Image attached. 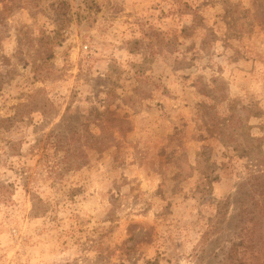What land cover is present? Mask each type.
<instances>
[{"label":"rangeland","instance_id":"rangeland-1","mask_svg":"<svg viewBox=\"0 0 264 264\" xmlns=\"http://www.w3.org/2000/svg\"><path fill=\"white\" fill-rule=\"evenodd\" d=\"M0 264H264V0H0Z\"/></svg>","mask_w":264,"mask_h":264},{"label":"trees","instance_id":"trees-1","mask_svg":"<svg viewBox=\"0 0 264 264\" xmlns=\"http://www.w3.org/2000/svg\"><path fill=\"white\" fill-rule=\"evenodd\" d=\"M237 244H238V243H236V244H232V248H231V250H230V254H231L232 251L234 250L233 247H235Z\"/></svg>","mask_w":264,"mask_h":264}]
</instances>
